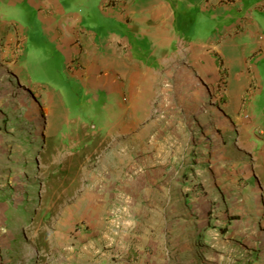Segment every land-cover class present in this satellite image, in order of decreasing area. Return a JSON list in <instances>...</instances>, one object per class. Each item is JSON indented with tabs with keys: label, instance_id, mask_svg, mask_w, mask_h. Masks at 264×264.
Masks as SVG:
<instances>
[{
	"label": "crops",
	"instance_id": "obj_1",
	"mask_svg": "<svg viewBox=\"0 0 264 264\" xmlns=\"http://www.w3.org/2000/svg\"><path fill=\"white\" fill-rule=\"evenodd\" d=\"M263 5L264 0H0V89L44 96L59 130L67 125L60 94L27 77L25 44L33 31L62 56L68 78L113 104L105 103L109 116L117 110L115 125L132 133L134 143L125 151L131 159L164 156L165 151L151 146L154 91L162 96L161 105L169 104L167 96H177L174 103L185 110L211 111L200 131L203 137L191 140L192 146L203 148L199 164L186 139L178 135L170 141L177 144L179 159L192 154L191 168L179 165L182 170H244L246 182L260 192L253 200L259 202L256 214L264 216V185L250 171L264 175V137L253 140L250 117H245L247 106L261 93ZM19 6L25 8L21 13ZM87 22L96 30L86 29ZM73 62L75 68L70 67ZM220 77L225 79L223 87L218 85ZM172 123L183 124L166 120L164 126ZM149 162L133 163L128 170H151ZM118 186L128 198L125 206L109 224L102 220L77 237L78 251L69 264H161L174 255L165 240L164 217L147 215L144 197L134 194L135 183Z\"/></svg>",
	"mask_w": 264,
	"mask_h": 264
},
{
	"label": "rangeland",
	"instance_id": "obj_2",
	"mask_svg": "<svg viewBox=\"0 0 264 264\" xmlns=\"http://www.w3.org/2000/svg\"><path fill=\"white\" fill-rule=\"evenodd\" d=\"M25 50L28 79L60 94L68 123L59 130L44 96L0 89V264H69L78 251L77 237L102 220L109 224L123 209L128 198L118 185L130 183L137 186L134 194L144 197L147 215L165 219V240L175 253L161 264H264V216L256 214L257 187L246 182L245 171L182 170L179 164L189 166L192 154L179 159L177 144L170 143L178 135L186 139L199 164L204 151L191 140L203 137L211 111L185 110L174 103L177 96H167L169 104L161 105L162 96L154 91L151 146L164 156L131 159L125 151L134 143L132 133L115 125L118 111L109 116L105 103L113 104L106 96L88 93L68 78L62 56L40 34L30 31ZM258 73L261 93L245 111L255 142L264 137V64ZM166 120L183 124L164 126ZM192 121L198 127L189 126ZM146 162L151 170H128ZM250 171L264 185V175Z\"/></svg>",
	"mask_w": 264,
	"mask_h": 264
},
{
	"label": "built area",
	"instance_id": "obj_3",
	"mask_svg": "<svg viewBox=\"0 0 264 264\" xmlns=\"http://www.w3.org/2000/svg\"><path fill=\"white\" fill-rule=\"evenodd\" d=\"M262 7L264 8V5ZM224 81H225V79H223L222 77H220V79L218 80V85H220L221 87H223L224 86L223 85L224 84ZM81 227H82V225L81 226H78V229H81Z\"/></svg>",
	"mask_w": 264,
	"mask_h": 264
},
{
	"label": "bare ground",
	"instance_id": "obj_4",
	"mask_svg": "<svg viewBox=\"0 0 264 264\" xmlns=\"http://www.w3.org/2000/svg\"><path fill=\"white\" fill-rule=\"evenodd\" d=\"M39 120H41V119H39Z\"/></svg>",
	"mask_w": 264,
	"mask_h": 264
}]
</instances>
